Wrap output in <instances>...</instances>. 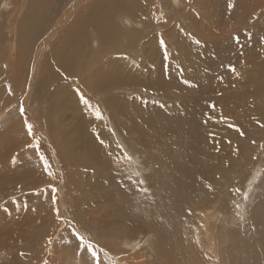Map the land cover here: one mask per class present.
Masks as SVG:
<instances>
[{"label":"rangeland","instance_id":"obj_1","mask_svg":"<svg viewBox=\"0 0 264 264\" xmlns=\"http://www.w3.org/2000/svg\"><path fill=\"white\" fill-rule=\"evenodd\" d=\"M216 1L206 29L194 22L203 16L194 0H143L141 16L113 6L109 17L102 12L107 39L90 70L124 53L143 73L140 50L151 36L158 53L147 85L85 92L90 117L61 110L59 119V87L49 99L43 89L36 97L3 82L0 264H95L76 233L96 245L101 264H264V0ZM7 2L0 0L4 24ZM101 31L88 29L92 49ZM231 58L236 73L225 64ZM110 97L131 101L142 116L124 117ZM79 118L93 147L70 130Z\"/></svg>","mask_w":264,"mask_h":264},{"label":"bare ground","instance_id":"obj_2","mask_svg":"<svg viewBox=\"0 0 264 264\" xmlns=\"http://www.w3.org/2000/svg\"><path fill=\"white\" fill-rule=\"evenodd\" d=\"M202 1L203 0H201V2ZM214 1L216 0H211V6ZM224 1L225 0L221 2L224 3ZM26 2L27 0H8L7 7L11 5L14 12H11L12 10L7 11L9 18L6 24H4L3 19L0 18V62L3 63L0 73L4 70L7 73H12V76L8 81L0 78L2 79L0 87L3 86V82H6L7 84L5 89L8 88V85H12L16 88V90L18 89L20 91H25V88H27L26 90H28L29 93H33L36 97L41 96L39 91L43 89L50 95L49 99L54 95L57 87H59L60 91L57 92L63 93V97L59 100V102L54 104L56 109L54 111L56 112L58 110L59 119L64 120V118H62L64 115H61V110L64 114H66L68 110H71L75 114L78 112L79 116L87 114V116L90 117L95 114L89 101L87 100L88 104L86 105L81 100V94L85 96V92L89 95H96L98 92L105 90L107 87H116L119 84L125 85L133 83L135 85L139 82L141 85L148 84L146 78L150 75L149 70L153 68V64L151 62L152 56L158 53L156 49H153L155 46L152 48V51H150V48L152 47L150 44L155 40L152 36L144 40V44L140 50L144 59L143 67L145 69L143 73L139 72V69L137 68L138 63H132L131 59L125 56L124 53H122L121 56L118 55L110 61L102 63L100 66L98 61V66L94 70L89 69L90 62L96 59L98 54L101 53V43L107 39V29L102 26L101 22L102 12H105L106 17H109L113 13V8H111V6H113L116 9L118 8L132 12L133 16H141L143 15L144 10L142 8L144 6L142 4L143 0H29L28 5L26 4L27 6L23 11ZM193 3L194 6L200 8V12L203 14L202 18H197V15L194 16V22L201 28L206 29L204 28L206 25L204 23H214L215 20L213 18V11L216 9V11H218L219 4L215 3L211 8H209L210 4L208 3L207 4L209 6L207 7L206 5L201 6L198 0H194ZM232 6L235 7V4ZM236 7L234 9H236ZM4 11H6V9ZM220 11H222V9ZM216 15L218 16V13H216ZM159 16L160 15H157V17ZM187 17H189V15H187ZM237 18L239 17L237 16ZM235 21H238V19ZM108 25L112 31L113 21L108 20ZM91 27H97L98 34L100 28L102 29L100 35L97 36L96 41H94V43L98 44V49H92L89 46V41L86 43L87 32ZM168 30L170 29L168 28ZM114 33L117 34L116 38L120 37L118 32ZM185 38L187 41L191 42L192 45L195 44L193 40L188 39V36ZM232 48L233 46L230 48V51ZM164 54L167 57V67L169 68V65H171V58L169 57V54L167 55V51L164 52ZM186 56L187 55H185V58ZM167 61L165 63H167ZM233 62L235 61L231 58L229 62L225 63L229 64L230 73H236L235 68L232 67ZM237 64L244 65V62L239 61ZM248 68L249 65L247 64L246 70ZM163 69L164 68H157L152 72L153 74L156 72L160 76L161 73L157 71L160 70L162 72ZM167 77H169V75H167ZM70 79L77 81L79 86L83 87L85 91L83 92L71 86L69 83ZM242 79L243 78L238 79V81ZM238 81L235 82L233 86H236ZM204 85H206V83ZM51 87L53 88V91L50 93ZM43 99L44 97L39 100ZM108 102H110L114 107H123L124 109H118V113L124 117L134 118L135 115H139L141 113L131 101L129 102L130 104L121 106L114 97H110ZM0 105L8 106L7 103H0ZM54 106H51L52 110L54 109ZM134 110L137 111L133 112ZM2 113L4 114V112ZM139 116H142V114ZM194 118L192 119L194 120ZM223 121L224 118L222 117L220 122ZM230 123L231 120L227 119V124L230 125ZM86 127L85 121L82 118H79L76 119L73 124V129L70 128V130L71 132L76 133L75 136L81 141L80 145L83 147H93V140L89 138ZM58 128L61 129V133L62 131H69V129L65 127L58 126ZM7 167L8 165L6 168ZM191 197L194 196L191 195ZM213 239H215V237ZM211 244L214 243L212 242ZM208 246L210 245L208 244ZM213 249L218 257L217 248L213 247Z\"/></svg>","mask_w":264,"mask_h":264},{"label":"snow or ice","instance_id":"obj_3","mask_svg":"<svg viewBox=\"0 0 264 264\" xmlns=\"http://www.w3.org/2000/svg\"><path fill=\"white\" fill-rule=\"evenodd\" d=\"M161 43H163V40H161ZM234 70V69H233ZM81 100L87 105L88 101L87 99L84 98L83 94H81ZM24 109L21 106V112L23 113ZM96 115L99 117L101 114L99 111H97ZM27 129H28V133L29 135H32V125L31 124H27ZM101 143H103V141H101ZM128 159H131V157H128ZM45 165H47V160L44 161ZM140 183H143V181H140ZM237 191H239V189H237ZM57 215H59L58 210H57ZM76 237L77 240L80 244L81 250L82 251H89L91 250V255L93 260L95 261V264H101L99 256L97 251L95 250L96 245H94L92 242L85 240V238L83 236H81L79 233H76ZM51 242V241H50Z\"/></svg>","mask_w":264,"mask_h":264}]
</instances>
